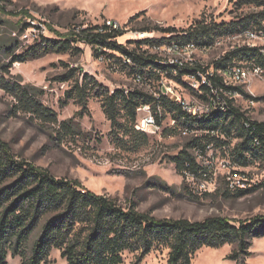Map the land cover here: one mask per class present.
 Returning <instances> with one entry per match:
<instances>
[{
    "label": "rangeland",
    "instance_id": "1",
    "mask_svg": "<svg viewBox=\"0 0 264 264\" xmlns=\"http://www.w3.org/2000/svg\"><path fill=\"white\" fill-rule=\"evenodd\" d=\"M259 2L0 0V63L10 61L11 54L4 47L16 55L37 47L38 55L13 64L7 78L33 89L38 102L56 116V122L33 117L0 89V139L16 160L46 170L58 179L77 180L86 190L109 196L123 208L133 206L158 219L196 222L218 216L227 218L234 226L264 221V158L248 154L246 165L235 161L234 148L239 140L234 134H214L218 138L213 141L211 132L199 129L185 132L178 126L171 133L169 130L176 128L172 114L161 112L160 125L144 133V140L134 133L122 106L117 108L118 125L112 127L102 110L105 93L141 91L151 97L160 89L157 82L148 85L135 80V72L141 70L128 69L125 57L117 51L103 50V56H94L88 45L78 41L71 43V48L77 47L79 52H44L45 47H41L45 46L44 39L78 40L77 32L111 22L125 31L117 42L127 52L176 60L167 48L156 49L157 42L180 38L199 25L216 24L225 33L213 37L211 47L197 49L183 59L185 65H199L211 74L214 62L231 52L244 47L264 48V0ZM143 32H148L145 36L148 40L153 38L152 42L145 44L140 40ZM248 33L262 37L251 40ZM16 41L19 47L14 48ZM234 61L236 65L249 64L241 56ZM261 62L264 64V59ZM261 68L258 76L229 85L236 93L224 98L230 99L245 118L264 123V66ZM70 69H76L74 78L61 81L60 77ZM82 75L93 78L101 88L90 85L89 80L86 86ZM180 80L184 84L166 78L162 81L182 100L203 105L193 92L195 80L186 76ZM76 81L86 90L84 100L76 94ZM63 122H70L75 131L62 133V139L57 140L56 132ZM196 138L201 139V148L185 150L207 173L187 180L171 158ZM234 249L232 244L203 247L192 256V264H237L228 259ZM248 252L245 264H264V236L253 238ZM168 253L167 246H156L140 264H166ZM135 260L136 254L125 253L122 264H133ZM7 264H21V258L8 255ZM45 264L66 262L58 250H52Z\"/></svg>",
    "mask_w": 264,
    "mask_h": 264
},
{
    "label": "trees",
    "instance_id": "2",
    "mask_svg": "<svg viewBox=\"0 0 264 264\" xmlns=\"http://www.w3.org/2000/svg\"><path fill=\"white\" fill-rule=\"evenodd\" d=\"M242 1L245 4L260 3L259 0ZM124 32L120 28L97 26L77 32L78 40L44 39L45 46L41 47H45L44 52L64 53L70 49L79 52L77 47L71 48V43L76 44L78 41L88 45L94 56L99 51L104 54L103 50L117 51L132 61L133 65L128 69L141 70L134 75H139L143 83L158 81L160 75L157 70H161L167 73V78L171 77L184 84L180 80L182 74L172 76L169 70L159 66L156 57H145L135 51L129 53L123 49L117 40ZM223 33L225 31H222L220 25H199L180 38L163 39L157 44L194 42L199 46H209L213 37ZM15 47H19L17 41L14 42ZM35 48L37 47L16 55L4 47L11 56L8 64L0 63V89L16 99L26 113L43 121L56 122L55 114L38 102L33 89L13 78H7L13 64L24 63L38 56ZM237 56L259 68L264 66L261 62L264 55L260 48L244 47L214 62V70H225L236 65L234 59ZM75 74L76 69H70L60 80H71ZM81 78L86 86L89 80L90 85L101 88L93 78L87 75H82ZM211 82L214 86L220 85V79L216 77H212ZM226 89L236 92L232 87ZM75 90L80 99L84 100L86 90L79 86L78 81L75 82ZM209 91L206 87H201V96L195 94L206 100L212 96ZM143 104L151 105L153 112H157L159 106L162 112L172 114L176 128L169 130L171 133H175L180 126L188 131H214L224 137L234 134L233 137L239 140L234 148V159L241 161L242 165L247 164L248 154L264 158V123L245 118L230 101L225 112H214L208 117L197 119L170 101L162 100L158 105L153 102L152 97L141 91L125 94L117 90L111 95L105 93L102 98V110L112 127L118 125L117 108L122 106L135 130L138 116L136 110ZM156 121L160 125L157 115ZM72 131H75L74 126L70 122H63L56 132V139H62V133L68 135ZM134 133L144 140L147 138L144 133L136 130ZM211 138L215 141L218 137ZM256 140L260 142L259 147L255 146ZM201 145V139L196 138L171 158L180 175L187 170L193 173L196 171L197 165L185 149L201 148ZM261 236H264L262 220L234 226L227 218L218 216L190 222L185 219H158L148 213L138 212L133 206L123 208L109 196L86 190L77 180L58 179L46 170L16 160L8 145L0 139V264H7L8 255L12 258L20 257L21 264H45L52 250H58L66 264H122L125 253L136 254L133 264H140L156 246L168 247L166 264H192V256L203 247L220 248L227 244L235 246L228 259L237 264H245L250 241Z\"/></svg>",
    "mask_w": 264,
    "mask_h": 264
},
{
    "label": "built area",
    "instance_id": "3",
    "mask_svg": "<svg viewBox=\"0 0 264 264\" xmlns=\"http://www.w3.org/2000/svg\"><path fill=\"white\" fill-rule=\"evenodd\" d=\"M107 27L113 28V29H118L119 27L115 24V23H111V22H107V24L105 25ZM148 32H143L141 33V37L140 40L141 41H145V44L147 42H152L150 41L153 38H150L148 40L147 36ZM150 34V33H149ZM249 39L253 40V39H258L259 37H262V34H254V33H248ZM167 48L168 53L172 54V56L174 58H176V60H162L158 57H156V62L159 64V66L166 68L167 70H169V72L175 76H178L179 74L181 76H186L189 78H192L195 80L196 85L193 86V88L196 89V91L193 90L194 93L198 92V94H200L199 96H201L202 92H201V87H206L207 89H209L210 93L212 94V96L207 97L206 100H203L201 98H199L196 94L195 96L198 98V100H200L201 103L203 105H195V104H190L184 100H182L177 94H175L171 88L166 87L165 85H163V79H172L167 78V73H163L161 70H157L158 74L160 75V78L158 81H148L145 84H155L157 82V86H160V89L155 92L156 95L155 96H151L153 99L154 103H157L158 105L160 104V102L162 100H167L170 101L178 106H180L182 108V110L188 114L191 117L200 119V118H204V117H208L210 115H212V113L214 112H220L223 113L227 110V105L228 102L231 100L224 98V95L227 94H232L234 95L236 92L235 90H228L226 88L232 87L229 86L231 84L237 85V84H241L244 83L245 81L249 80L250 78L256 77L258 76L261 72L262 69L249 63V64H245V65H233L228 67L225 70H214L213 73L209 74L206 71H204L201 66L196 65V66H192V64H186L183 62V59H187L190 57V55L195 52L197 49H205V48H209L211 47V45L209 46H199L196 45L194 42H188V43H171L170 45H156V49L157 48ZM260 52L262 55H264V48H260ZM97 56H103V54H101V51H99L97 53ZM125 57V65L126 66H132V61L126 57ZM220 60V59H219ZM128 66V67H129ZM214 69V67H213ZM182 72V73H180ZM140 76H136L135 80L137 79L138 82L143 83L140 78ZM212 77H216L218 79H220V85H216L214 86L211 82V78ZM233 88V87H232ZM137 115H138V120H136L135 123V130L141 133H148L151 130H156L157 127L159 126L157 124L156 121V115L158 118H162V114H161V109L158 106L157 107V112H153V110L151 109V105L149 104H143L140 105L137 110ZM175 124V121H174ZM246 127H248L247 123L244 124ZM185 132H189L187 129H185ZM211 132V134H213V136H215L214 134H218L217 132L214 131H209ZM255 146L259 147L260 146V142L259 141H255ZM202 167L197 165V169L196 171L190 172V171H184L183 175L184 177H186L187 180L190 179H194L195 176L201 175L202 173H207L206 171L202 172Z\"/></svg>",
    "mask_w": 264,
    "mask_h": 264
}]
</instances>
